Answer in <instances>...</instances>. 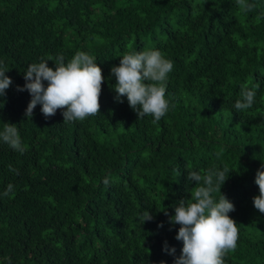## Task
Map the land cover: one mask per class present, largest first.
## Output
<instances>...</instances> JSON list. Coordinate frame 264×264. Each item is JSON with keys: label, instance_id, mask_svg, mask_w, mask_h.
I'll return each mask as SVG.
<instances>
[{"label": "trees", "instance_id": "16d2710c", "mask_svg": "<svg viewBox=\"0 0 264 264\" xmlns=\"http://www.w3.org/2000/svg\"><path fill=\"white\" fill-rule=\"evenodd\" d=\"M247 3L256 8L242 12L236 0H0V62L13 80L0 97V131L16 125L26 149L0 140V264H174L180 225L164 211L192 202L188 173L213 166L229 169L213 196L234 203L238 228L224 264H264V214L253 204L264 163V0ZM150 50L173 63L169 111L157 123L138 119L126 97L114 99L110 71L124 54ZM78 51L102 69L100 113L64 123L63 110L46 120L38 105L27 118L31 96L17 85L28 66L59 54L67 63ZM242 85L256 95L237 112ZM10 183L14 194L4 197ZM145 211L154 219L143 224Z\"/></svg>", "mask_w": 264, "mask_h": 264}, {"label": "clouds", "instance_id": "9594fccd", "mask_svg": "<svg viewBox=\"0 0 264 264\" xmlns=\"http://www.w3.org/2000/svg\"><path fill=\"white\" fill-rule=\"evenodd\" d=\"M236 3L245 13L256 8L255 4L247 3V0H236ZM49 61H54L55 68L49 67ZM172 69V61L166 59L159 50L124 54L119 66H113L110 70L116 79L114 99L123 103L126 97L138 119L150 115L153 123L159 122L169 111L170 103L165 98L166 81ZM6 72L8 70L0 62V97L6 96V90L13 84ZM23 78L25 84L17 85V91H27L31 96L25 111L27 118H32L38 105L42 106L41 112L46 120L55 116L57 110H63L64 123L83 121L100 113V96L105 78L101 67L86 52H76L67 63L63 54L47 60L42 58L40 63L28 66ZM255 95L254 90L242 85L241 98L234 105L237 112L250 109ZM0 140L21 155L26 150L14 124L5 123L3 131H0ZM8 168L19 175V171L11 165ZM227 173V167L220 169L215 166L203 175L190 171L187 179L195 182L192 202L179 200L174 206V215L164 211L171 225H180L175 239L182 241L183 247L181 254L175 257L174 264H224L225 255L235 250L238 228L236 221L229 215L235 211V205L224 194L218 201L213 196V193H221L222 186L229 178V175L226 178ZM103 183L108 186L109 179L105 178ZM255 183L259 195L253 197V204L255 209L264 214V163L256 172ZM13 194L14 185L10 183L2 195L9 197ZM142 219L144 224L154 217L145 211ZM163 226V222L158 225L161 228ZM163 251L173 256L176 253V249L170 248L167 241H164Z\"/></svg>", "mask_w": 264, "mask_h": 264}]
</instances>
